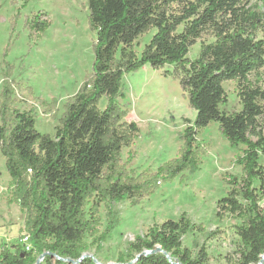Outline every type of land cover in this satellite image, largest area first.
I'll return each mask as SVG.
<instances>
[{
  "label": "trees",
  "instance_id": "obj_1",
  "mask_svg": "<svg viewBox=\"0 0 264 264\" xmlns=\"http://www.w3.org/2000/svg\"><path fill=\"white\" fill-rule=\"evenodd\" d=\"M87 6L89 29L96 35L92 72L64 106L53 137L37 131L32 114L12 109L10 83L3 87L0 150L15 201L26 212L31 249L22 243L13 253L3 246L0 264H36L44 253L77 262L89 230L88 200L95 198L97 208L145 191L150 180L128 179L118 170L123 149L139 134L135 123L124 121L127 113L118 101L124 97L123 78L146 66L177 80L196 112L194 122H185L179 158L161 167L153 184L195 174L197 137L218 124L232 147L245 148L236 160L242 176L229 180L231 189L217 204L218 217L243 220L236 228L242 247L237 264H259L264 256V90L249 77L264 68V0H87ZM42 17L41 12L27 22L32 34L41 36L50 28ZM153 30L138 55L136 42ZM206 35L214 42L202 45L191 60V49ZM228 82L238 85L239 113L226 110ZM103 99L107 103L101 110ZM114 229L111 225L101 241ZM197 231L202 230L186 215L154 225L130 245L135 257L126 264L159 248L162 252L142 255L134 264H210L205 248L194 253L183 247L184 237ZM53 260L48 256L45 262ZM79 264L95 263L88 258Z\"/></svg>",
  "mask_w": 264,
  "mask_h": 264
},
{
  "label": "rangeland",
  "instance_id": "obj_2",
  "mask_svg": "<svg viewBox=\"0 0 264 264\" xmlns=\"http://www.w3.org/2000/svg\"><path fill=\"white\" fill-rule=\"evenodd\" d=\"M41 12L50 28L37 36L27 22ZM88 16L87 0H0V97L9 82L12 109L32 114L42 134L55 135L64 106L92 72L96 35L89 29ZM155 33L153 30L136 42L138 55ZM212 42L210 35L204 36L191 49L189 58L196 59L202 45ZM162 72L146 66L126 75L122 81L124 97L118 101L127 113L124 121L139 128L133 145L123 149L118 170L128 179L150 180L149 184L141 195L119 204L107 201L95 208V198L88 200L85 214L89 230L80 255L91 256L100 264H126L135 257L130 245L137 237L146 235L154 225L186 215L202 231L185 236L184 248L194 253L205 248L210 264H237L242 247L236 228L243 220L229 214L218 217L217 204L229 193V180L241 178L242 168L236 160L245 148L232 147L219 125L212 123L197 137L198 171L185 172L173 181L159 179L154 185L153 175L179 158L185 122H194L196 117L180 83L165 78ZM249 81L264 90V68ZM224 90L227 112H241L237 83L224 84ZM106 103L101 100L99 108L104 110ZM25 221L26 212L15 201L0 150V255L3 246L13 253L20 248L29 234ZM111 225L115 229L101 241ZM45 259L40 264H47Z\"/></svg>",
  "mask_w": 264,
  "mask_h": 264
},
{
  "label": "water",
  "instance_id": "obj_3",
  "mask_svg": "<svg viewBox=\"0 0 264 264\" xmlns=\"http://www.w3.org/2000/svg\"><path fill=\"white\" fill-rule=\"evenodd\" d=\"M160 252H162V250L159 248V249H157L155 252H151V253H160ZM151 253L144 252L142 255H147V254H151ZM142 255H139V256L137 257V259H136L135 261H133L131 264L136 263V262L138 261V259H139ZM47 256H52V258H53L54 260H56V261H60V262H64V263H67V264H79V263H81L82 261H84L85 259H88V258L92 259V260L94 261L95 264H100L96 259H94V258L91 257V256H85V255H84V256H82V257L76 262V261H74V260L63 259V258H61V257H59V256H57V255H55V254H50V253H44V254H42V255L39 257V259L36 261V264H40L41 261H42L44 258H46ZM167 258L170 259L169 255H167ZM263 258H264V256L261 258V262H260L259 264H264V259H263Z\"/></svg>",
  "mask_w": 264,
  "mask_h": 264
},
{
  "label": "built area",
  "instance_id": "obj_4",
  "mask_svg": "<svg viewBox=\"0 0 264 264\" xmlns=\"http://www.w3.org/2000/svg\"><path fill=\"white\" fill-rule=\"evenodd\" d=\"M25 247H26V251H30V245H29V236L28 235H25L24 238H23V242H22Z\"/></svg>",
  "mask_w": 264,
  "mask_h": 264
},
{
  "label": "bare ground",
  "instance_id": "obj_5",
  "mask_svg": "<svg viewBox=\"0 0 264 264\" xmlns=\"http://www.w3.org/2000/svg\"><path fill=\"white\" fill-rule=\"evenodd\" d=\"M264 259V258H263Z\"/></svg>",
  "mask_w": 264,
  "mask_h": 264
}]
</instances>
